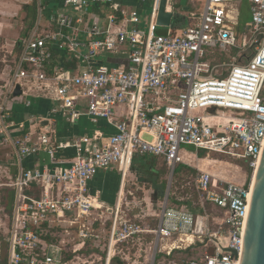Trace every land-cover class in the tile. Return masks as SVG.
<instances>
[{
	"label": "built area",
	"instance_id": "1",
	"mask_svg": "<svg viewBox=\"0 0 264 264\" xmlns=\"http://www.w3.org/2000/svg\"><path fill=\"white\" fill-rule=\"evenodd\" d=\"M241 1L204 0L182 33L162 35L160 0H136L139 9L122 0H64L55 30L22 40L7 95L19 86L27 107L29 98L41 97L56 104L51 115L69 124L85 118L97 127L63 142L51 130L14 136L15 125L0 103V138L14 150L18 169L4 186L15 191L8 264H86L78 256L63 258L61 241L43 240L55 225L75 230L79 244L103 245L105 264L124 250L143 253L147 264L240 263L252 179L264 146V0H245L250 21L244 25ZM174 3L166 0V13H173ZM187 148L251 171L250 183L242 185L205 172L193 178L199 202L223 212L220 224L213 213L164 204L150 229L129 219L120 200L102 207L89 193L98 174L116 170L125 176L137 156L161 158L172 174ZM40 153L46 163L25 168L24 161ZM31 185L38 197L24 193ZM194 246L192 256L169 259ZM140 254L134 264H141Z\"/></svg>",
	"mask_w": 264,
	"mask_h": 264
},
{
	"label": "crops",
	"instance_id": "2",
	"mask_svg": "<svg viewBox=\"0 0 264 264\" xmlns=\"http://www.w3.org/2000/svg\"><path fill=\"white\" fill-rule=\"evenodd\" d=\"M63 1L64 0H0V49L4 53L2 57L0 54V64L1 62L4 63L5 68L8 66L6 61L9 62V59L12 60V66L9 70L8 76H10L16 68V63L21 51L22 40L28 39L34 32L40 33L43 31L55 30L54 20L58 14L63 12ZM122 2L127 7L139 9V3H136V0H122ZM147 4V2L144 3L145 9L148 8ZM203 4L204 0H187L185 5L181 6L180 0H175V3L172 4V12L173 14L176 12L181 23L177 27L173 28L171 20L170 26L162 27L168 28L164 34L172 33L178 35L182 33L185 28L191 25V20L189 18L190 14L192 12H200L202 10ZM9 64H11V61ZM7 98L8 100L10 98V100H5L1 103H3L6 111L10 115L9 121H12L15 125V127L10 130L14 136H34L35 134H38L39 129H42V131L51 130L54 131L56 140L58 142H63L70 140L74 136H81L82 134H85V131H87L88 134H91L94 130H96L97 126H93L85 118H81L74 124H69L61 115H51L50 110L56 106V104L50 100L41 97L29 98L28 100H30V106L27 107V100L23 94H21L20 97L9 96ZM0 100H2V98ZM39 125L41 127H45V129L40 128ZM99 126L103 129L107 128L105 130L106 133H112V129L107 127L105 124L101 123ZM64 154L68 157H71L73 152L72 150H67L64 152ZM201 154L202 153L196 152L192 148H187L181 152L183 164L179 165H183L187 169L193 170L195 175L199 172H205L212 174L218 177V179H222L226 182H235L239 185H242L239 180L232 179L224 174L225 171L222 170V173H217L218 170H213L214 165H221L223 163L222 160L213 159L209 156ZM154 159L155 163L152 168L149 167V169L146 170L139 171L138 167L132 163L130 170L126 172L125 176H121L116 170L108 171V173L102 172L98 174L88 184L89 193L98 200L99 205L102 207L115 206L118 203V200H120V202L123 204V207H130L132 204L137 203L136 196L134 195L135 190L128 186V183L132 182V173L136 174L137 177L146 173L148 174V179L146 181L144 180V184H146V191L144 192L143 197L140 196V198L142 197L141 201L146 204V207H148L152 206L155 201L160 200L161 198H158L153 191V186H159L162 182H165L166 190L163 198L165 201L169 202V199L173 197L174 193L171 188L177 187V184L182 183L184 180L179 178L181 182H178V179H176L174 183L171 181V184H169L165 178L166 174L168 176V172L166 173L165 168L167 165L161 158ZM158 160L162 161L163 164H159ZM46 161V155L44 153H40L35 157L28 158L26 161H24L23 165L25 168H40L44 162L46 163ZM241 165L238 167L242 171ZM177 166L175 168H177ZM167 169L169 170L168 167ZM181 174L183 173H178L175 176L178 177ZM170 175L171 177L174 176V171L172 174L170 173ZM195 175L190 177L192 179H189V181H192V186ZM189 181H185V185L190 184ZM167 205L170 206L169 204ZM195 206L198 210L194 213L196 215H202L204 211L208 213L215 211L213 213L215 222L219 224L225 218L222 211H216L215 208L210 204L202 205L198 200ZM103 217L107 219L108 215L105 213ZM149 217L152 218L153 214L142 215L141 218L148 220ZM86 245H94L95 248H93L94 250L92 251L98 254L97 258L99 264H105L103 245L99 244L98 242L87 243ZM194 249H196V246H194L192 250L175 251L172 253V256L169 257V259L178 260L181 257H190L193 255L194 252L192 251ZM139 254V252L136 253L133 252V250L129 252L124 250L120 255L111 259L110 264H134V255L138 256ZM140 255L142 258L138 259V262H141V264H147L144 261L145 255L143 253ZM92 256L96 255L92 254L89 256H83L82 258L78 256V259L82 262H86V264H93V262L88 261L89 259H92ZM74 257L75 256H73V258ZM73 258L71 260H75ZM158 259L159 257L157 260ZM0 264H8V258L4 261V263L0 261Z\"/></svg>",
	"mask_w": 264,
	"mask_h": 264
},
{
	"label": "rangeland",
	"instance_id": "3",
	"mask_svg": "<svg viewBox=\"0 0 264 264\" xmlns=\"http://www.w3.org/2000/svg\"><path fill=\"white\" fill-rule=\"evenodd\" d=\"M239 11H240V24L244 25L246 23H248L250 21V12H249V5L245 0L241 1V4L239 5ZM180 19L178 17V15L176 14V12H174L173 14V18H172V26L173 28L177 27L180 24ZM168 28H162V27H158V34H164L165 31ZM0 54L1 57L3 56V51L0 49ZM9 62L6 61L7 65L4 68V63L1 62L0 64V99L2 98V100H0V103L2 101H9L7 97V93H6V86L9 83V79L10 76H8L9 74V70L12 66V60H8ZM11 61V64H9ZM224 113L225 111H219V113ZM227 115L230 114V111H226L225 112ZM209 157L213 158V159H218V160H222L223 163L214 165L213 170H218L217 173H222L221 171H225L224 174H226L228 177L232 178V179H236L239 180L241 184H249L250 180H251V176H249V173L247 172V170L245 169V166L241 165V162L229 159V158H223L222 156H219L217 154H209ZM159 164H163L162 161L158 160ZM241 165V169L238 166ZM162 167V166H161ZM160 167V168H161ZM166 168V173L168 172V176L166 174V180L167 182H169V184L174 183L176 181V179H178V182H181V180H179V178H182V180H184L182 183H178L177 187H173L171 188V190L174 192L173 193V197H174V201L172 200V198L169 199V202L165 201L164 198L157 200L154 202V204L152 206H148L146 207V204L143 203L142 197L146 187V184H144V180L146 181L148 179V174L144 173V175H140L139 177H137L136 174L132 173V182L128 183V186L130 188H133L134 191V195L136 196L137 199V203L132 204L130 207L128 206H124L123 209L126 213V215L128 216L129 219L136 221V222H141L145 225L148 226V228L150 229H154L156 227V224L158 222V217L161 211V208L164 204H169L170 206H183L179 203H175V202H186V201H190V200H194L195 198V192L193 191V186L191 185L192 181L189 179L191 175L189 176L187 172H183V174H181L180 176L176 177L175 175L178 174V172L171 177L169 170ZM179 168V166H178ZM177 168V169H178ZM16 171L17 174V163H16V157H15V153L14 150L12 149V147L10 146V144L8 142H3V140L0 138V190L2 188H4V186L6 184H9L11 178L14 175V172ZM192 175H195V172H192ZM189 181L190 184L185 185L184 182ZM134 184V185H133ZM183 184V185H180ZM128 187V188H129ZM171 191V194H172ZM127 194V193H126ZM3 196L4 194L0 193V261H2L4 263L5 260H7L8 258V242H7V234H8V229H9V215L6 213V206L2 205V203H5V201H3ZM140 196H142L140 198ZM130 198V197H129ZM140 199V200H139ZM132 201V200H130ZM148 210V211H147ZM210 211V210H209ZM215 211L210 212L211 214L214 213ZM147 214H153V217L150 218L148 220H145L142 217V215H147ZM144 220V221H142ZM54 228H56L55 231L46 232V235H50V238H54L57 239L59 241H61L64 245V252H63V258H73V256H79L80 258H82L83 256H89L92 254H95L96 256H92V259H89L88 261L93 262V264H99L98 262V258H97V253L93 252L92 250H94L93 248L94 245H82L79 244L76 240V231L75 230H71V231H67L65 232L64 227H62L61 225H55L53 226ZM86 253V254H85ZM83 254V255H82ZM76 262H80V261H75Z\"/></svg>",
	"mask_w": 264,
	"mask_h": 264
},
{
	"label": "water",
	"instance_id": "4",
	"mask_svg": "<svg viewBox=\"0 0 264 264\" xmlns=\"http://www.w3.org/2000/svg\"><path fill=\"white\" fill-rule=\"evenodd\" d=\"M187 0H180L184 6ZM166 0H160L157 25L170 26L173 13L165 12ZM22 91L16 86L13 97H20ZM249 197L242 253L239 264H264V146L258 168L254 174Z\"/></svg>",
	"mask_w": 264,
	"mask_h": 264
},
{
	"label": "trees",
	"instance_id": "5",
	"mask_svg": "<svg viewBox=\"0 0 264 264\" xmlns=\"http://www.w3.org/2000/svg\"><path fill=\"white\" fill-rule=\"evenodd\" d=\"M223 59H224V56L221 57L219 59V61L223 60ZM74 66H75V62L66 64V68H72ZM201 155H205V153H202ZM154 163H155L154 157H150V156H140V157L137 156V158L135 157L134 160H133V165H136L138 167L139 171L140 170L149 169V167L152 168ZM177 168H178V166H177ZM177 168H175V170H174V175L177 172L178 173H183L185 171V172L188 173L189 176L190 175L193 176L192 175V172L194 173L193 170H189L183 165H179V168L178 169ZM245 169L249 173V176H251V171L248 170L246 167H245ZM107 173H105V174H107ZM16 175L17 174H16V171H15L13 177L10 180V182L15 179ZM165 190H166V183L165 182H162L159 186H153V191L155 192V194H156V196L158 198H161V199L163 198ZM193 191H194V189H193ZM0 193L4 194L3 201H5V203H2V205L6 206V213L9 215L8 217H9V224H10V220H11V217H12V211H13V203H14V198H15V191H14L13 188L4 187V188H2L0 190ZM24 193L26 195H29V196H34V195L36 197L39 196L38 188H36L35 185H31L29 188L25 189ZM172 200L174 201V197H172ZM197 201H198V198L195 195L194 200H190V201H186V202H182V203L179 202V204L183 205V206H180V207H185L188 211H190L192 213H195L196 211H198L197 207L195 206ZM175 207H178V206H175ZM45 228L48 230V228L46 226H45ZM55 230H56V228H51L48 231L52 232V231H55ZM50 237H51L50 235H46V236H43L42 238H43V240L46 243H50V242L51 243H56L57 242V239H54V238L52 239Z\"/></svg>",
	"mask_w": 264,
	"mask_h": 264
},
{
	"label": "bare ground",
	"instance_id": "6",
	"mask_svg": "<svg viewBox=\"0 0 264 264\" xmlns=\"http://www.w3.org/2000/svg\"><path fill=\"white\" fill-rule=\"evenodd\" d=\"M255 176H253L252 183L254 182Z\"/></svg>",
	"mask_w": 264,
	"mask_h": 264
}]
</instances>
